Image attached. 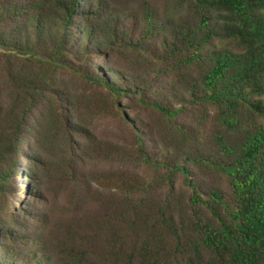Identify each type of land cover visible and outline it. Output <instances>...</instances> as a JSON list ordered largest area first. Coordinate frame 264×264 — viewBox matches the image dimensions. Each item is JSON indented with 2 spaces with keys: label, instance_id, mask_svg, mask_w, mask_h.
Instances as JSON below:
<instances>
[{
  "label": "trees",
  "instance_id": "16d2710c",
  "mask_svg": "<svg viewBox=\"0 0 264 264\" xmlns=\"http://www.w3.org/2000/svg\"><path fill=\"white\" fill-rule=\"evenodd\" d=\"M64 76L131 148L85 130ZM75 135L140 170L40 179L35 144ZM61 189L55 217L13 206ZM0 264H264V0H0Z\"/></svg>",
  "mask_w": 264,
  "mask_h": 264
},
{
  "label": "rangeland",
  "instance_id": "374dc122",
  "mask_svg": "<svg viewBox=\"0 0 264 264\" xmlns=\"http://www.w3.org/2000/svg\"><path fill=\"white\" fill-rule=\"evenodd\" d=\"M105 64L103 60H92L87 65L90 68L102 67ZM63 79L70 83L72 93L77 95L78 107L75 110L79 119L82 120L83 127L89 133H92L97 141L106 142L110 141L118 146L131 148L133 141L131 129L127 126L119 117L111 114L110 111L105 109L102 103L99 101L97 95L98 91L95 89H89L85 83L77 78L64 76ZM119 106L122 107L123 100H118ZM123 114L127 115L126 112ZM72 147L66 154V145L59 140H53L47 145L41 146L35 144L36 148L41 152L42 166L38 173L40 179L47 182L48 176L44 175L43 170L46 171L48 166L58 164L68 156H71L72 162H75L76 170L81 175V179L91 178L94 173L99 170H110V169H129V170H140L134 163L120 164L116 162H103L96 161L88 156L83 147L88 144L86 138L82 135L71 137ZM78 143V144H77ZM24 153H29L27 148H23ZM66 154V155H65ZM41 163V161H40ZM20 165L23 166V161H20ZM26 184H29L27 179L21 177ZM13 199V206L17 209L22 203L24 204L23 210L32 207L38 211H46L49 215L55 217L58 211L65 209V196L63 189L58 192L57 197L54 196L52 191H47L43 196L38 197L30 195L28 192L23 191L21 194L16 195ZM26 204V205H25ZM19 216L22 215L21 210H15Z\"/></svg>",
  "mask_w": 264,
  "mask_h": 264
}]
</instances>
